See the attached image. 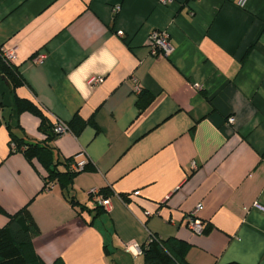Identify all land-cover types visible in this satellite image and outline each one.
I'll list each match as a JSON object with an SVG mask.
<instances>
[{
	"label": "crops",
	"instance_id": "1",
	"mask_svg": "<svg viewBox=\"0 0 264 264\" xmlns=\"http://www.w3.org/2000/svg\"><path fill=\"white\" fill-rule=\"evenodd\" d=\"M160 29L173 51L154 57ZM0 48L25 80L12 89L0 74V227L28 205L47 264H142L127 247L151 236L190 243L189 264H264V0H0ZM137 86L152 95L142 111ZM16 97L53 125L87 121L50 141L60 170L87 161L68 189H47L43 164L12 149L8 126L47 138ZM191 212L208 231L190 229Z\"/></svg>",
	"mask_w": 264,
	"mask_h": 264
},
{
	"label": "trees",
	"instance_id": "2",
	"mask_svg": "<svg viewBox=\"0 0 264 264\" xmlns=\"http://www.w3.org/2000/svg\"><path fill=\"white\" fill-rule=\"evenodd\" d=\"M0 74L4 75L12 89L23 84L25 80L19 72L18 66L8 61L0 48ZM152 100V95L145 90L139 91L137 105L139 110H144ZM16 109L21 112L28 110L40 117V129L47 134L44 142L26 141L21 135H18L9 126L11 141L16 144L15 151H22L24 155L32 160L37 158L47 170L45 177V187L48 182H58L62 190L68 189L80 171L71 169L73 158H69L63 162L66 170L62 171L58 168L59 161H55L52 155L50 141L53 140L56 132L51 133L49 130L54 126L39 106L30 100L16 97ZM87 121L81 120L79 116H75L70 122H67L70 131L76 135L85 127ZM264 159V152L262 154ZM86 166L84 169H86ZM83 169V170H84ZM100 192L107 197L106 190ZM72 205H76L74 197H67ZM83 206V205H80ZM101 206L95 209L101 210ZM0 211L4 209L0 206ZM9 220L7 224L0 227V264H47L35 252L33 246V238L39 234L38 227L34 217L32 216L28 205L24 206L14 214H8ZM209 227L204 229L208 231ZM191 248V244L180 239L169 238L162 240L156 236H151L146 244L142 246L143 263L142 264H189L187 255ZM52 264H66L62 258L56 259ZM225 264H240L238 262H228Z\"/></svg>",
	"mask_w": 264,
	"mask_h": 264
},
{
	"label": "built area",
	"instance_id": "3",
	"mask_svg": "<svg viewBox=\"0 0 264 264\" xmlns=\"http://www.w3.org/2000/svg\"><path fill=\"white\" fill-rule=\"evenodd\" d=\"M160 4L167 5L172 3L174 0H157ZM247 0H238V4L241 6H244ZM119 6L115 8V12L119 11ZM119 36H124V32L122 30L118 31ZM149 48H150V54L154 57H163V56H168L170 53L173 51V47L171 44V38L170 34L167 30L165 29H160V30H153L150 34L149 38ZM4 57L10 61L14 62L15 60V51L13 49H3L2 50ZM44 57L43 54L39 56L37 59L38 61ZM103 82V77L101 76H94L88 80V83L90 86H95L98 84H101ZM137 91H140V87L137 86L136 88ZM228 123L230 125L234 124V117H229L228 118ZM70 129L68 127V124L64 121H57L54 125V132L57 134H62L65 132H68ZM12 149H16V144L12 142L11 144ZM87 164L86 160H81V161H73L71 163V169L74 171H81L84 169L85 165ZM52 182H48L46 184V188L49 189L51 187ZM139 191H135V194H138ZM89 194L92 197V200L96 206H101L103 208H109L110 207V198L105 197L100 190L97 188H92L89 191ZM255 206L261 210L264 211V207L258 203H255ZM186 220L188 223V226L190 229L196 233H202L204 232V226L201 220H199L195 216V212H191L186 216ZM135 247V246H134ZM133 246L127 247V250L131 251L133 254L137 255L142 252L140 248H134ZM134 249V250H133Z\"/></svg>",
	"mask_w": 264,
	"mask_h": 264
}]
</instances>
